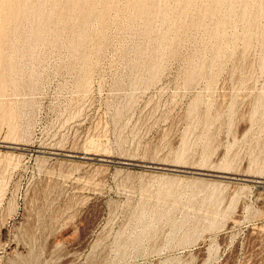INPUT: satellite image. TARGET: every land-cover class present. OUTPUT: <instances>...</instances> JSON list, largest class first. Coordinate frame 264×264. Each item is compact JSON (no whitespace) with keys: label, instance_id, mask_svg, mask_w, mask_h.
Returning <instances> with one entry per match:
<instances>
[{"label":"rangeland","instance_id":"obj_1","mask_svg":"<svg viewBox=\"0 0 264 264\" xmlns=\"http://www.w3.org/2000/svg\"><path fill=\"white\" fill-rule=\"evenodd\" d=\"M0 264H264V0H0Z\"/></svg>","mask_w":264,"mask_h":264}]
</instances>
